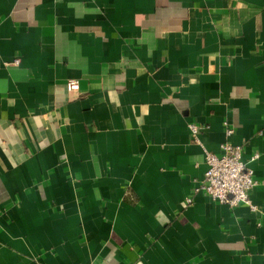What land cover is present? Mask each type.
<instances>
[{
  "label": "crops",
  "instance_id": "1",
  "mask_svg": "<svg viewBox=\"0 0 264 264\" xmlns=\"http://www.w3.org/2000/svg\"><path fill=\"white\" fill-rule=\"evenodd\" d=\"M0 264H264V0H0Z\"/></svg>",
  "mask_w": 264,
  "mask_h": 264
},
{
  "label": "built area",
  "instance_id": "2",
  "mask_svg": "<svg viewBox=\"0 0 264 264\" xmlns=\"http://www.w3.org/2000/svg\"><path fill=\"white\" fill-rule=\"evenodd\" d=\"M14 65L19 64L16 59ZM66 90L68 92H76L79 90V83L76 80L66 82ZM191 136L197 142L199 129L195 125L188 126ZM225 134L230 136L233 133L232 128L224 123ZM220 155L204 151V163L206 171L201 179L196 181L193 189L195 194H205L212 201L236 207L245 205L251 211H256V207L250 200V193L256 186L253 178V172L248 168L247 164L242 160V149L239 145L224 143L220 146ZM258 158L257 155L252 157V161ZM189 199L185 203L188 204Z\"/></svg>",
  "mask_w": 264,
  "mask_h": 264
}]
</instances>
